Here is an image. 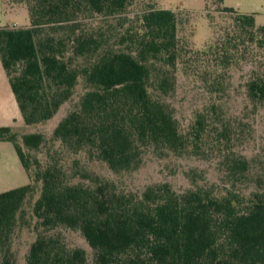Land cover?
I'll list each match as a JSON object with an SVG mask.
<instances>
[{"label": "trees", "instance_id": "obj_1", "mask_svg": "<svg viewBox=\"0 0 264 264\" xmlns=\"http://www.w3.org/2000/svg\"><path fill=\"white\" fill-rule=\"evenodd\" d=\"M133 1L1 0L9 9L24 6L28 16L27 26L0 27V63L24 125L52 119L81 84L82 93L49 137L61 155L121 173L136 170L147 151L201 158L215 151L227 187L197 186L191 171L193 187L183 192L166 182L140 192L119 190L76 157L68 166L48 150L43 160L28 154L46 143L43 134L0 127V141L12 144L29 178L0 193V264H16L11 241L23 226L34 233L26 264H87L84 249L69 247L62 229L81 236L91 264H264V157L235 152L234 125L218 105L198 111L181 129L165 101L175 90L182 49L177 15L148 7L123 16ZM222 10L234 13L238 36L264 46V26L253 14ZM230 40L207 47L217 68H227L235 56ZM207 84L211 92H224L220 71L213 69ZM246 92L250 101L264 102V78L251 77ZM249 184L243 193L240 186ZM37 189L31 222H21Z\"/></svg>", "mask_w": 264, "mask_h": 264}, {"label": "rangeland", "instance_id": "obj_2", "mask_svg": "<svg viewBox=\"0 0 264 264\" xmlns=\"http://www.w3.org/2000/svg\"><path fill=\"white\" fill-rule=\"evenodd\" d=\"M220 4L213 0H134L122 15L132 17L148 7L170 9L176 13L177 37L182 49L176 66L175 90L172 95L165 98V101L172 107L178 124L181 129H188L195 113L212 104L218 105L226 119L225 122L234 125L231 132L234 137L236 136L233 147L235 152L248 159L258 157L262 160L264 102L258 103L248 99L246 83L254 76L264 78V46L257 47L255 42H249L246 36H238L233 23L234 13L225 12L222 7H231L240 14H253L255 24L264 26V0H223ZM88 20L98 23L100 17H89ZM27 25L28 16L24 6L9 9L0 1V27ZM229 38H232L228 44L234 47L232 50L235 56L227 68H217L207 47L214 46L218 41L227 43ZM213 69L223 75L224 92H211L207 84ZM82 91V85L79 84L72 100L65 103L52 119L28 126L25 131L18 133H41L46 139L43 146L29 151L28 154L43 160L48 150L55 160L63 158L61 163H67L68 166L71 165V159L76 157L88 171L113 182L123 191L140 192L148 185L166 182L175 192H183L193 187L187 176L191 171L196 174L193 178L197 186H214L218 189L227 187L222 184L215 151L206 153L204 158L190 154L161 156L147 151L136 170L121 173L111 172L102 162L85 161L80 155H61L58 152V143L51 142L49 137L53 127L73 106ZM21 171L17 180H13L17 186L29 182L25 172ZM240 187L243 193H248L252 189V184ZM37 196L38 189L26 200L21 222H31L30 205ZM60 232L63 241L69 247L84 249L87 264H91L92 251L81 236L76 231L68 229H62ZM33 239L34 233L29 228L23 226L15 230L10 248L16 264H26L25 255Z\"/></svg>", "mask_w": 264, "mask_h": 264}, {"label": "crops", "instance_id": "obj_3", "mask_svg": "<svg viewBox=\"0 0 264 264\" xmlns=\"http://www.w3.org/2000/svg\"><path fill=\"white\" fill-rule=\"evenodd\" d=\"M13 27L18 28L17 26H13ZM0 127H11L15 132L25 131L26 128L28 127L23 123L21 114L17 107V103L10 90L1 63H0ZM21 170L25 172V170L22 168L21 164L19 163L18 157L15 153L12 144L9 142L0 141V191L1 192L20 187L17 186V184H15L16 182H14L13 180H17V176L20 174V172H22Z\"/></svg>", "mask_w": 264, "mask_h": 264}]
</instances>
